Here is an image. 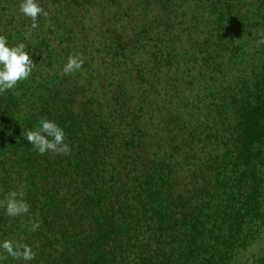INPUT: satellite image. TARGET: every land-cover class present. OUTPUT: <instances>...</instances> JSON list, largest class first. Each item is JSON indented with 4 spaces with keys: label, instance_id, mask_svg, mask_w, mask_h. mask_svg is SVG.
<instances>
[{
    "label": "trees",
    "instance_id": "obj_1",
    "mask_svg": "<svg viewBox=\"0 0 264 264\" xmlns=\"http://www.w3.org/2000/svg\"><path fill=\"white\" fill-rule=\"evenodd\" d=\"M20 3L0 35L35 67L0 93V244L36 256L0 264H264V0H38L31 31ZM45 119L70 154L27 141Z\"/></svg>",
    "mask_w": 264,
    "mask_h": 264
},
{
    "label": "clouds",
    "instance_id": "obj_2",
    "mask_svg": "<svg viewBox=\"0 0 264 264\" xmlns=\"http://www.w3.org/2000/svg\"><path fill=\"white\" fill-rule=\"evenodd\" d=\"M19 11L31 20L30 31L38 28L39 16H48V12L38 3V0H21ZM256 43L257 46L264 44V33L260 34V39ZM25 49L24 43L10 46L7 37L0 35V93L15 88L18 82L30 77L35 63ZM83 63L84 61L80 56L69 55L62 68L63 75L75 73L82 68ZM25 137L40 154L53 152L67 155L71 152L70 146L65 143L64 130L54 121L48 119L43 120L36 130L27 131ZM18 195L20 196L19 199L17 198ZM3 206L6 209V214L12 217L26 214L30 210V205L23 199V193L16 191H10L5 196ZM39 227L38 221L33 222L29 231H37ZM0 247L14 259L31 261L36 256L30 245L19 244L8 239H5Z\"/></svg>",
    "mask_w": 264,
    "mask_h": 264
}]
</instances>
